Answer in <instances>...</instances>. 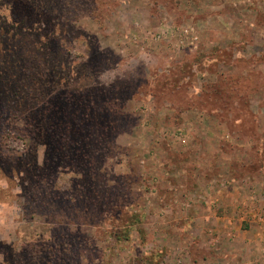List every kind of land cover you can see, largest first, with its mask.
Wrapping results in <instances>:
<instances>
[{
  "label": "rangeland",
  "instance_id": "obj_1",
  "mask_svg": "<svg viewBox=\"0 0 264 264\" xmlns=\"http://www.w3.org/2000/svg\"><path fill=\"white\" fill-rule=\"evenodd\" d=\"M4 8L0 264H264V0Z\"/></svg>",
  "mask_w": 264,
  "mask_h": 264
},
{
  "label": "crops",
  "instance_id": "obj_2",
  "mask_svg": "<svg viewBox=\"0 0 264 264\" xmlns=\"http://www.w3.org/2000/svg\"><path fill=\"white\" fill-rule=\"evenodd\" d=\"M250 176L254 177V174L250 173ZM235 188H237V186L234 185V190ZM248 211H250V213H245V220L248 219L246 226L244 225L243 228H235L234 230L233 223L229 229V236H232L230 239H233V241L238 240V237L242 238L241 242L244 245V249L240 250L241 252L244 251L252 257V255H254L253 252L257 253L256 251H259L258 256L255 257H260V259L264 260V214L261 212L253 213L252 208ZM261 262L264 263L263 261Z\"/></svg>",
  "mask_w": 264,
  "mask_h": 264
},
{
  "label": "trees",
  "instance_id": "obj_3",
  "mask_svg": "<svg viewBox=\"0 0 264 264\" xmlns=\"http://www.w3.org/2000/svg\"><path fill=\"white\" fill-rule=\"evenodd\" d=\"M7 8H4V9H2V10H0V11H4V10H6ZM3 16V15H2ZM38 17V16H37ZM1 19H0V34L1 35H4V34H6L7 32H17V33H24L25 35L26 34H28V35H38V34H32V33H26L27 32V30L28 31H30L29 30V21H27V17H24V18H26V19H20L17 23H13L12 22V24L11 23H9L8 21H6L7 19L5 18V17H0ZM29 19H31V18H29ZM32 20V19H31ZM30 20V21H31ZM15 28H17V31L16 30H14ZM39 36V35H38ZM34 37V36H33ZM2 94L3 93H0V99H3V97H1L2 96ZM253 133H255V132H253ZM256 134V133H255ZM257 136V137H256ZM255 137H254V135H251V137H252V140H258V142L259 141H261V142H263L262 141V139H261V137L262 136H260L258 133H257V135H256ZM256 142V141H255ZM259 145V144H258ZM264 146V145H263ZM262 146V144H260V147H263ZM262 154H264L263 152H262ZM262 163L260 162V165H261ZM262 168V167H261ZM261 171H264V170H261Z\"/></svg>",
  "mask_w": 264,
  "mask_h": 264
}]
</instances>
